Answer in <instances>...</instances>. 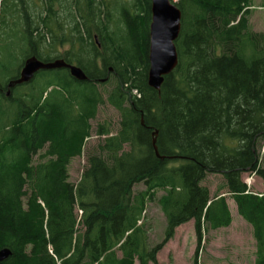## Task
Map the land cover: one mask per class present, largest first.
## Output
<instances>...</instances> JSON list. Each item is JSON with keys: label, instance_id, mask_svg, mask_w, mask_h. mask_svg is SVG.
Instances as JSON below:
<instances>
[{"label": "trees", "instance_id": "16d2710c", "mask_svg": "<svg viewBox=\"0 0 264 264\" xmlns=\"http://www.w3.org/2000/svg\"><path fill=\"white\" fill-rule=\"evenodd\" d=\"M174 1L178 64L156 91L151 0L115 3L116 21L106 0H0V250L10 251L0 264H157L177 226L193 220L197 248L203 232L229 226L227 196L264 264V192L242 180L264 184V33L250 29L249 0ZM29 56L63 59L87 80L39 71L6 96ZM110 79L104 99L98 87ZM105 102L118 129L97 126L103 138L73 184L68 167ZM211 174L225 181L213 197L201 185ZM159 190L166 228L151 246L141 220Z\"/></svg>", "mask_w": 264, "mask_h": 264}, {"label": "rangeland", "instance_id": "374dc122", "mask_svg": "<svg viewBox=\"0 0 264 264\" xmlns=\"http://www.w3.org/2000/svg\"><path fill=\"white\" fill-rule=\"evenodd\" d=\"M106 1L109 4L105 3L112 10V18L116 21L118 12L114 8L115 3L116 5L124 4L130 7V3L133 0ZM245 9L248 11L247 19L250 29L254 32L264 33V0H249L248 6ZM64 49H67V47L61 48L60 51ZM17 59H20V64L22 58L18 57ZM11 69L13 70L14 67ZM33 79L37 82L39 77L35 75ZM111 87V79L106 84L99 85V91L103 94L104 99L106 98L105 93ZM119 119L118 110L110 104L105 102L98 108L95 118L89 121L90 134L84 143L82 154L73 158L68 167L69 181L71 183H78L86 166L87 153L103 138L96 135L97 126L100 124L105 125L110 134H115L119 126ZM261 152L263 153V150ZM38 160L39 158H34L35 162ZM262 167L264 168L263 164ZM242 180L246 183L249 190L259 193L264 192L263 181L258 176L245 173L242 175ZM224 183L225 181L222 176L211 174L206 176L201 185L206 187L209 190L210 196L213 197L224 191ZM143 189L144 185L139 183L134 185L133 192L142 191ZM162 194L161 190L157 191L154 195V200L146 204L143 219L141 220L148 230V241L151 246L162 241L166 228L165 216L156 202L157 198ZM226 201L231 214L229 226L203 232L198 248L193 220L177 226L173 237L157 253V264H254L255 241L252 235V228L237 214L235 203L230 196L226 197Z\"/></svg>", "mask_w": 264, "mask_h": 264}, {"label": "water", "instance_id": "95a60500", "mask_svg": "<svg viewBox=\"0 0 264 264\" xmlns=\"http://www.w3.org/2000/svg\"><path fill=\"white\" fill-rule=\"evenodd\" d=\"M150 14L147 84L159 91L164 77L178 64L175 41L180 33L181 12L174 0H151ZM54 69H67L72 78L78 81L87 80L85 73L75 64L67 63L63 59L44 62L30 56L23 62L17 78L8 82L6 96H9L11 88L31 82L39 71ZM154 142L155 140L153 144ZM9 255L7 248L1 249L0 262Z\"/></svg>", "mask_w": 264, "mask_h": 264}, {"label": "flooded vegetation", "instance_id": "af4514ba", "mask_svg": "<svg viewBox=\"0 0 264 264\" xmlns=\"http://www.w3.org/2000/svg\"><path fill=\"white\" fill-rule=\"evenodd\" d=\"M17 78V77H16ZM12 89V88H11ZM8 89H6V91H7ZM6 91L4 92V93H6ZM6 95V94H5Z\"/></svg>", "mask_w": 264, "mask_h": 264}]
</instances>
